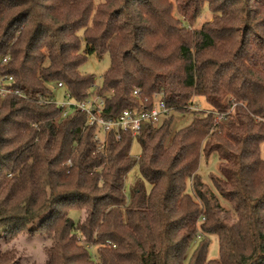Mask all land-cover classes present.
I'll list each match as a JSON object with an SVG mask.
<instances>
[{"label": "trees", "instance_id": "16d2710c", "mask_svg": "<svg viewBox=\"0 0 264 264\" xmlns=\"http://www.w3.org/2000/svg\"><path fill=\"white\" fill-rule=\"evenodd\" d=\"M91 54L109 57L95 92L79 71ZM0 75L24 94L0 98V264H18L22 235L50 242L45 264H184L197 240L188 264H264V0H0ZM58 83L77 103L104 97L106 120L155 95L192 120L170 140L171 115L102 135L63 115Z\"/></svg>", "mask_w": 264, "mask_h": 264}, {"label": "rangeland", "instance_id": "374dc122", "mask_svg": "<svg viewBox=\"0 0 264 264\" xmlns=\"http://www.w3.org/2000/svg\"><path fill=\"white\" fill-rule=\"evenodd\" d=\"M98 0H94L96 3ZM212 18L211 13L207 10L205 6L203 8L202 14L195 22L194 26L191 27L192 29H198L203 23L210 21ZM109 67V57L104 55L102 58H98L96 55L91 54L87 56V60L85 63L80 67L79 71L83 75H92L95 78V85L91 89V92H95L96 88L100 87L101 85V77L103 73ZM54 98L53 100L60 104L63 102L64 99V90L55 89L53 91ZM195 111H202L208 108L205 102L201 99H197L195 101ZM171 116H173V122L171 125V134L169 140L171 139L172 135L179 129H182L189 125L192 120L191 113H184L179 114L176 112H171ZM130 155L135 159L140 155V147L138 143L133 140L130 146ZM217 172V159L215 156H212L209 160L205 161L204 159L201 160L199 165V175L201 176L202 181L208 185L210 188L209 182V175ZM139 178V172L137 166H134L128 173L125 187L128 190L129 185ZM147 190H149V185L145 184ZM229 209V208H226ZM81 214L77 210H70L69 217L73 221H77L80 219ZM198 241V240H197ZM197 241H194L190 244L189 248L184 257V264H188L189 257L193 250L196 248ZM50 242L45 239V237L41 235H22L18 236L17 239L13 242V247L17 250V262L18 264H45L46 263V255L45 250L49 246ZM218 256V245L217 240L215 237H209V246L207 251L208 259H216Z\"/></svg>", "mask_w": 264, "mask_h": 264}, {"label": "built area", "instance_id": "2783aa9c", "mask_svg": "<svg viewBox=\"0 0 264 264\" xmlns=\"http://www.w3.org/2000/svg\"><path fill=\"white\" fill-rule=\"evenodd\" d=\"M13 78L11 76L0 75V98L4 99L8 96H16L18 98H24V94L12 87ZM57 89H63L62 83H58ZM136 93V92H135ZM64 101L60 104L54 103L65 109L64 116L71 110H78L87 116V125L96 126L100 128L102 135H107L113 131L119 138V132H130L132 136H135L140 130L142 124H157L161 120L165 119L172 112L170 108L165 105V102L160 96L155 95L154 106L149 110H143L141 112L123 111L116 119L106 120L101 116V110L104 107V97L95 94L92 98L77 103L73 101L70 94L64 91ZM53 102V101H52ZM99 143H102L104 138L95 136Z\"/></svg>", "mask_w": 264, "mask_h": 264}]
</instances>
